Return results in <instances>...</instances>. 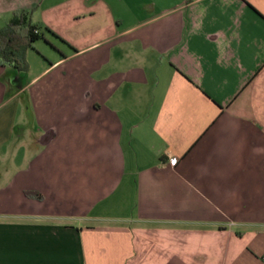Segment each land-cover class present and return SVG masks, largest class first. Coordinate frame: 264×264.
<instances>
[{
	"label": "crops",
	"instance_id": "crops-1",
	"mask_svg": "<svg viewBox=\"0 0 264 264\" xmlns=\"http://www.w3.org/2000/svg\"><path fill=\"white\" fill-rule=\"evenodd\" d=\"M0 264H264V0H0Z\"/></svg>",
	"mask_w": 264,
	"mask_h": 264
},
{
	"label": "trees",
	"instance_id": "trees-1",
	"mask_svg": "<svg viewBox=\"0 0 264 264\" xmlns=\"http://www.w3.org/2000/svg\"><path fill=\"white\" fill-rule=\"evenodd\" d=\"M38 25L31 22L11 23L0 29V62H9L18 68H27L26 51L42 38Z\"/></svg>",
	"mask_w": 264,
	"mask_h": 264
},
{
	"label": "built area",
	"instance_id": "built-area-1",
	"mask_svg": "<svg viewBox=\"0 0 264 264\" xmlns=\"http://www.w3.org/2000/svg\"><path fill=\"white\" fill-rule=\"evenodd\" d=\"M38 32V31H37ZM39 33V32H38Z\"/></svg>",
	"mask_w": 264,
	"mask_h": 264
}]
</instances>
